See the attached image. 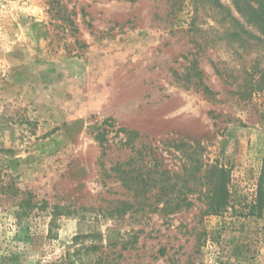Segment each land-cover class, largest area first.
<instances>
[{"label":"rangeland","instance_id":"obj_1","mask_svg":"<svg viewBox=\"0 0 264 264\" xmlns=\"http://www.w3.org/2000/svg\"><path fill=\"white\" fill-rule=\"evenodd\" d=\"M258 27L233 0H0V264H264ZM168 141L229 170L221 215H120L116 166L148 143L179 171Z\"/></svg>","mask_w":264,"mask_h":264},{"label":"trees","instance_id":"obj_2","mask_svg":"<svg viewBox=\"0 0 264 264\" xmlns=\"http://www.w3.org/2000/svg\"><path fill=\"white\" fill-rule=\"evenodd\" d=\"M233 1L243 18L253 19L259 25L257 30L262 36H258L257 41L264 48V0ZM228 13L231 17L229 9ZM232 21L238 24L243 33L252 36L243 29L237 19L232 17ZM195 86L201 88L208 96L214 94L203 82L195 83ZM125 132H127L126 145L128 146L132 145V142L140 135L133 131ZM163 145L170 152L172 151L171 155H174V152L178 153L179 156L175 157L181 163L179 171L171 173L165 169H159L164 160H160L153 146L148 143H144L140 149L134 148L135 155H132L127 163L116 166V172L120 174L124 186L133 196V202H121L117 209L120 215L128 211H145L146 207L164 216L176 214L193 205L191 195L196 193L203 198L205 209L201 212L202 216L221 215L230 203L229 170L216 163L204 164L202 155L204 149L199 143L168 141ZM150 160H153L154 165L150 163Z\"/></svg>","mask_w":264,"mask_h":264}]
</instances>
